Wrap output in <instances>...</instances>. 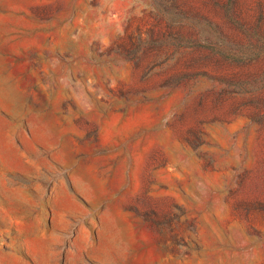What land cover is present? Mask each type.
<instances>
[{
  "label": "rangeland",
  "instance_id": "374dc122",
  "mask_svg": "<svg viewBox=\"0 0 264 264\" xmlns=\"http://www.w3.org/2000/svg\"><path fill=\"white\" fill-rule=\"evenodd\" d=\"M0 264H264V0H0Z\"/></svg>",
  "mask_w": 264,
  "mask_h": 264
}]
</instances>
